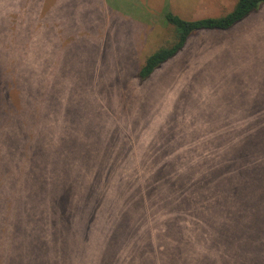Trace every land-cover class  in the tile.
<instances>
[{
    "label": "trees",
    "instance_id": "trees-1",
    "mask_svg": "<svg viewBox=\"0 0 264 264\" xmlns=\"http://www.w3.org/2000/svg\"><path fill=\"white\" fill-rule=\"evenodd\" d=\"M263 4L189 21L168 12L171 40L139 83L191 35L227 31ZM39 22L28 0H0V264H264V120L225 153L139 152L135 165L128 149L76 147Z\"/></svg>",
    "mask_w": 264,
    "mask_h": 264
},
{
    "label": "rangeland",
    "instance_id": "rangeland-1",
    "mask_svg": "<svg viewBox=\"0 0 264 264\" xmlns=\"http://www.w3.org/2000/svg\"><path fill=\"white\" fill-rule=\"evenodd\" d=\"M236 1L28 0L47 28L41 46L68 139L110 157L128 149L135 165L139 152L238 150L264 120V4L227 31L191 35L151 78L136 77L171 40L165 14L216 18Z\"/></svg>",
    "mask_w": 264,
    "mask_h": 264
},
{
    "label": "crops",
    "instance_id": "crops-1",
    "mask_svg": "<svg viewBox=\"0 0 264 264\" xmlns=\"http://www.w3.org/2000/svg\"><path fill=\"white\" fill-rule=\"evenodd\" d=\"M109 6H110L113 10L115 9V8H114L115 6H112V5H109ZM206 18H209V17H206Z\"/></svg>",
    "mask_w": 264,
    "mask_h": 264
}]
</instances>
